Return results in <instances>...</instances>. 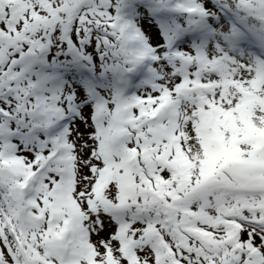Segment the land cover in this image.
Wrapping results in <instances>:
<instances>
[{
	"label": "snow or ice",
	"instance_id": "6c2138e0",
	"mask_svg": "<svg viewBox=\"0 0 264 264\" xmlns=\"http://www.w3.org/2000/svg\"><path fill=\"white\" fill-rule=\"evenodd\" d=\"M0 264H264V0H0Z\"/></svg>",
	"mask_w": 264,
	"mask_h": 264
}]
</instances>
